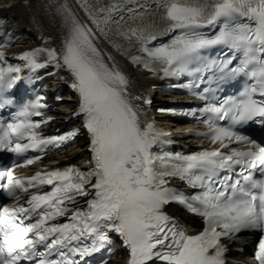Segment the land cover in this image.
I'll use <instances>...</instances> for the list:
<instances>
[{
    "label": "snow or ice",
    "instance_id": "1",
    "mask_svg": "<svg viewBox=\"0 0 264 264\" xmlns=\"http://www.w3.org/2000/svg\"><path fill=\"white\" fill-rule=\"evenodd\" d=\"M53 5L62 33L59 48L25 51L22 66H5L0 52V110L16 109L9 121H0V151L15 156L10 167L0 168V191L19 202L29 189L36 190L27 206L0 208V264H89L85 258L113 244L110 233L129 249L128 264H228V243H243L241 232L259 234L254 260L264 264V143L233 130L250 121L264 124V0H51L48 7ZM101 41L154 76L192 78L189 89L217 78L253 81L238 97L199 109L200 122L212 129L205 138L223 149L231 147L225 140H235L248 150L164 152L162 146L172 143L168 134L142 119L151 98L133 90ZM211 49H228L231 55L212 59ZM48 67L55 70L49 75L66 74L60 78L77 94L73 116L87 132L92 167L82 171L70 165L14 178L15 168L42 158L20 161L29 150L70 146L79 135V130L41 135L44 121L33 118L45 115V97L17 105L8 95L25 68V82L31 83L38 78L32 74ZM177 180L198 191L181 192ZM45 185L51 191L41 192ZM78 198L86 209L70 207ZM172 203L200 217L203 230L188 234L167 213ZM61 217L67 222L60 223Z\"/></svg>",
    "mask_w": 264,
    "mask_h": 264
},
{
    "label": "bare ground",
    "instance_id": "2",
    "mask_svg": "<svg viewBox=\"0 0 264 264\" xmlns=\"http://www.w3.org/2000/svg\"><path fill=\"white\" fill-rule=\"evenodd\" d=\"M24 1L27 0H8L11 7L7 10V15L11 18L10 30L18 35L31 30L38 37L46 29H50L53 22L45 16L47 11L37 6V0H28L31 2L29 7L23 6Z\"/></svg>",
    "mask_w": 264,
    "mask_h": 264
}]
</instances>
